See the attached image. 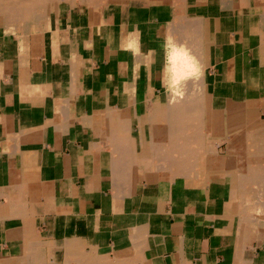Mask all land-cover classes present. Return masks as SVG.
Wrapping results in <instances>:
<instances>
[{
  "label": "crops",
  "instance_id": "0c3cea01",
  "mask_svg": "<svg viewBox=\"0 0 264 264\" xmlns=\"http://www.w3.org/2000/svg\"><path fill=\"white\" fill-rule=\"evenodd\" d=\"M56 1L0 17V264H264V177L227 147L264 123V2ZM199 100L200 147L168 129Z\"/></svg>",
  "mask_w": 264,
  "mask_h": 264
},
{
  "label": "bare ground",
  "instance_id": "6f19581e",
  "mask_svg": "<svg viewBox=\"0 0 264 264\" xmlns=\"http://www.w3.org/2000/svg\"><path fill=\"white\" fill-rule=\"evenodd\" d=\"M17 2H21V5H17V6H10V7H7V6H2V4L0 3V17H11V18H16V17H18V14H19V12L22 10V11H27V12H40L42 9V11H44L45 10V3L46 2H51V1H53V0H16ZM54 2V1H53ZM55 2H58V1H56L55 0ZM180 2V1H179ZM222 2H224V1H222ZM182 3V2H181ZM223 5V4H222ZM181 21V20H180ZM200 20L198 19H196V20H194V22H199ZM179 22V21H178ZM185 24H187V23H185ZM200 24V23H199ZM199 24H197L198 26H199ZM187 27V26H186ZM178 30V29H177ZM192 30V29H191ZM183 32V31H182ZM197 33V32H196ZM196 33H194L195 34V36H196ZM173 34V33H172ZM192 41V40H191ZM195 42V41H194ZM185 43V42H184ZM186 46V45H185ZM192 47V46H191ZM176 48H178V47H176ZM185 49H187V48H185ZM182 50H183V53H184V49L182 48ZM181 50V51H182ZM194 50V49H193ZM197 50V49H196ZM179 52V51H178ZM186 52H189V50L188 51H186ZM199 52V51H198ZM190 53V52H189ZM181 54V56L179 55V65H178V80L177 79H175L174 81H173V83L175 84V85H177L176 87L178 88V83H180V82H192V83H194L195 85H194V90H195V86H196V88H198L197 86H198V84H200L201 83V69H200V66L199 65H197L198 63H196V64H192V63H189L190 65H187V64H184V63H186L185 61H183V57L182 56H184V55H182V53H180ZM187 55H189V54H187ZM192 57H194V56H192ZM177 56L174 58V59H176L177 60ZM187 58H188V56H187ZM186 58V59H187ZM185 59V58H184ZM189 59H193V58H191V56L189 55ZM195 59V58H194ZM188 60V59H187ZM191 60H188V61H191ZM175 61V60H174ZM174 61H173V64H174ZM188 61H187V63H188ZM194 61V60H193ZM192 61V62H193ZM195 62H196V59H195ZM170 63V62H169ZM178 63V62H177ZM172 64V65H173ZM185 65V67L183 68V66ZM175 65H177V64H175ZM175 65H173L174 67H176ZM182 66V67H181ZM172 67V66H171ZM168 68H169V66H168ZM173 69H175V68H172V70ZM176 70V69H175ZM185 73H184V72ZM176 72H177V70H176ZM173 73V72H172ZM173 75V74H172ZM176 75V74H175ZM172 77V76H171ZM176 78H177V76H176ZM185 84H187V83H185ZM184 84V85H185ZM190 87H191V85H189ZM175 87V88H176ZM184 87V86H183ZM192 87H193V84H192ZM171 88H174V87H171ZM180 89V88H179ZM179 89H177V90H175V89H173L172 90V93H173V98H174V96H176V97H183L184 96V94H185V92L184 91H181V90H179ZM186 89H190V88H186ZM187 90V91H188ZM191 90H192V88H191ZM186 91V92H187ZM190 91V90H189ZM192 92L193 91H190V92H188V93H191L192 94ZM197 92V95L200 93L202 96H200L201 98H203L204 99V94H202V90H200V89H198V90H196L194 93H196ZM179 99V98H178ZM177 99V100H178ZM182 99V98H181ZM180 100V99H179ZM181 101V100H180ZM175 102H176V100H175ZM199 103H197V104H199V105H196V106H188V105H181V107H179L180 109H181V111H179L180 113H182V114H184V116H182V118H178L180 121L178 122V127L176 128V123L174 122V117L173 116H175L174 115V112H175V106L174 105H172V106H170V114L172 115V117H171V115L169 114V119H171L172 118V121H169V125H168V129L170 130H175V129H178V131L180 132V134L182 135V136H185V135H187L188 134V136L191 138V136L190 135H192V136H194V137H196V140H197V138L199 137L200 139H198L197 141V143L199 144V146L198 147H200V145H202L201 143H202V136H201V134L199 133H197V132H199V131H201L200 130V128H202V115H201V112L203 113L204 111H206V109L208 110V108H210V104L208 103V101H206V102H201L200 100L198 101ZM203 103H205V105L203 104ZM213 107V106H212ZM178 109V106H176V110ZM179 110V109H178ZM234 111V110H233ZM206 112H209V111H206ZM168 113H169V111H168ZM191 113V120H192V122H193V125H191V126H194V128H193V131H192V133H191V130H189V123H191V122H189L188 121V118H187V116H186V114H190ZM222 113V112H221ZM250 114V113H249ZM249 116V115H248ZM184 117V118H183ZM214 117V116H213ZM193 118V119H192ZM215 118V117H214ZM253 117L252 116H249L248 118H247V121H245V124H246V127H245V130L244 131H242V133H240V132H238L239 131V129L241 130V127L244 125L245 126V124H244V122L242 123L241 121H239V118H236V116H235V118H231V126H230V130H229V134H228V136H230V137H228V140H227V143H228V145H227V147L229 146V148H230V152L232 153V154H237V155H239V157H240V159H239V157H237L239 160H241V161H243V163H244V166H243V164H242V166H243V169L241 168V170H239L240 172H241V179H242V183L243 184H249V183H252V184H254V178L255 177H257V178H263L264 177V174H263V172L259 169V170H255L254 168H253V166L251 165L252 164V162H254V160H256L257 161V159H258V155L260 154V151L261 150H263L264 149V123L263 124H261V123H259L256 119L253 121H251V119H252ZM254 119V118H253ZM217 121H215L214 123V125L212 124V122H211V125H213V130H215V131H217L218 130V125H220V123H221V118H219L218 117V119H216ZM219 122V123H218ZM204 126V125H203ZM229 126V125H228ZM204 130V129H203ZM210 130H211V127H210ZM170 132V131H169ZM183 134H182V133ZM211 133H213V132H211ZM208 137V136H207ZM214 137V136H213ZM216 137H217V135H216ZM227 137V136H226ZM203 138H204V135H203ZM206 138V137H205ZM193 139V138H192ZM195 139V138H194ZM218 139V138H217ZM207 140V139H206ZM205 140V141H206ZM219 140V139H218ZM217 140V141H218ZM249 140V141H248ZM191 141V140H190ZM193 141V140H192ZM195 141V140H194ZM194 141L192 142V143H194ZM225 142H226V140H224ZM169 142V141H168ZM181 143V142H180ZM191 143V142H190ZM191 143V144H192ZM196 143V142H195ZM196 143V144H197ZM204 143V142H203ZM209 143H210V141H209ZM212 143V144H211ZM210 144L212 145L211 146V149L210 150H213L214 149V147L215 146H217L216 144H214L215 142H211ZM217 143V142H216ZM222 143V142H221ZM183 144H184V142H183ZM197 144V145H198ZM167 145V144H166ZM182 145V144H181ZM185 145H187V143L185 144ZM189 145V144H188ZM204 145V144H203ZM206 145H207V141H206ZM169 146V145H168ZM172 146V145H171ZM171 146H170V148H171ZM173 146H176V144L175 145H173ZM178 146V145H177ZM183 146V145H182ZM182 146H180V147H182ZM191 146V145H190ZM184 147H186V146H184ZM197 147V146H196ZM207 147H209V146H206L205 148H207ZM169 148V147H168ZM181 149V148H180ZM190 149H192V151H193V149H194V146H193V148H191L190 147ZM209 149H207L208 150V152L210 151ZM198 150V149H197ZM200 150H202L201 148H200ZM247 150H248V152H250V154L251 155H248L247 154ZM181 151H183V153H182V158H181V160L180 161H182V162H187V158L189 157L188 156V154L190 153V152H187L186 151V149L185 148H182V150ZM227 151V150H226ZM195 152V151H194ZM229 152V151H228ZM193 153V152H192ZM198 153V152H197ZM242 153H245V154H243L242 155ZM252 153H254V154H252ZM196 154V153H195ZM190 156H191V154H190ZM192 156H194L193 154H192ZM191 159V158H190ZM193 159V158H192ZM192 159H191V161H192ZM194 159H195V157H194ZM188 161H190V160H188ZM190 161V162H191ZM218 161V160H217ZM231 162H232V158H231ZM193 163H195V161L193 162ZM236 163L238 164L239 162H237L236 161ZM189 164V163H188ZM239 165V164H238ZM186 167H188V166H186ZM194 167V166H193ZM237 167V166H236ZM255 168H258V167H255ZM237 169H239V168H237ZM263 170V169H262ZM235 174H236V172H232V173H230V178H231V180L232 181H234V177H235ZM260 175V176H259ZM184 176V175H183ZM230 183V182H229ZM240 188H242V186L240 187ZM260 191V190H259Z\"/></svg>",
  "mask_w": 264,
  "mask_h": 264
},
{
  "label": "rangeland",
  "instance_id": "374dc122",
  "mask_svg": "<svg viewBox=\"0 0 264 264\" xmlns=\"http://www.w3.org/2000/svg\"><path fill=\"white\" fill-rule=\"evenodd\" d=\"M54 1V0H53ZM190 1H192V0H190ZM259 2H260V4H262V2H264V0H258ZM0 3L2 4V6H7V7H10V6H17V5H21V2H17L16 0H0ZM204 98H205V96H204ZM254 115V114H253ZM252 117H254V116H252ZM255 119V118H254ZM258 121V120H257ZM260 123V122H259ZM249 141V140H248ZM215 148V147H214ZM214 150V149H213ZM182 153H183V151H180V154H181V157H182ZM243 154H245V153H242V155ZM247 154L248 155H251L250 154V152H248V150H247ZM252 154H254V153H252ZM262 172L264 173V170H262ZM250 184H252V183H249V184H247V185H250Z\"/></svg>",
  "mask_w": 264,
  "mask_h": 264
}]
</instances>
